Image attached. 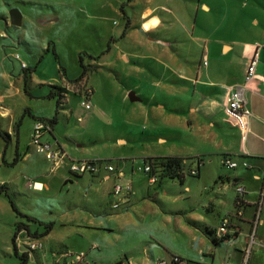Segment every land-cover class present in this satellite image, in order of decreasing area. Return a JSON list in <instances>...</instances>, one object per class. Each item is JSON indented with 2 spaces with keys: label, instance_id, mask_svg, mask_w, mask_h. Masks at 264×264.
Returning a JSON list of instances; mask_svg holds the SVG:
<instances>
[{
  "label": "crops",
  "instance_id": "crops-1",
  "mask_svg": "<svg viewBox=\"0 0 264 264\" xmlns=\"http://www.w3.org/2000/svg\"><path fill=\"white\" fill-rule=\"evenodd\" d=\"M98 1H107L101 10L110 7L117 14H121L123 5L130 23L126 25L123 20L122 38L141 40L146 50L141 60L129 52L131 49L116 52L114 61L125 64L127 81L134 83L120 85L119 91L123 102H131L128 125L136 132L129 139L138 150L133 154H116L114 161L87 154L83 142L74 140L72 146L62 140L54 132L58 120L52 128L48 126L42 131L40 142L49 144L59 156L64 155L60 163L54 165L32 143L31 137L21 145L14 122L24 109L35 117H51L36 114L31 106L23 107L22 103L25 105V98L48 99L49 90L36 96L24 91L35 68L31 69L23 61L15 47L19 45L17 41L6 36L10 22L4 11V15L0 14V184H8L10 189L13 184L17 187L14 193L27 199L56 187L58 191H72L82 197L79 203L73 202V198L66 200L68 206L61 211L59 220L44 221L22 211L40 221L53 222L46 235L36 238L41 247L31 251L32 254L29 252V262L43 264L40 261L43 258L48 264L46 258L57 257L68 264L72 260L67 256L71 245L84 253L79 264H95L98 254L93 256L81 250L82 247L70 244L72 240L84 239L89 250H108L105 255L108 264L121 258H125L126 264H155L157 259H165L168 264H264V193L261 194L264 187V0ZM134 15L139 18V24L135 23ZM22 22L21 15L20 25L14 27L19 29ZM145 23L149 24L148 28ZM111 37L115 43L116 36ZM254 55L255 71L245 91L252 114L241 129L236 119L226 113L225 106L234 87L244 82ZM97 60L92 61L98 65ZM61 77L60 86L67 89L63 116L70 118L75 98L84 107L80 101L86 88L90 89L87 100L91 108H84L90 111L94 90L87 83V77L77 83L67 72ZM130 92L136 100L129 99ZM18 99L22 100L20 104ZM33 124V119L27 124L30 134ZM65 133L70 137L69 132ZM118 142L126 145L123 138ZM13 143L11 157H18V161L9 166L7 152ZM150 157L181 158L185 169L182 181L162 177L150 182V175L138 169ZM98 159L109 160L107 163L114 170L106 171L104 167L93 172L69 170L71 161ZM225 159L245 160L251 167L229 168ZM7 167L15 169L12 177L10 173L1 176L2 169ZM189 168L197 175H187ZM116 184L130 185L131 191L110 200ZM239 184L245 188L241 203L235 192ZM93 191L95 195L91 197ZM0 200V214L8 213L9 217L11 213V224L23 220L15 215L6 197L0 195ZM47 202L53 206L54 199ZM114 203L118 206L113 207ZM256 211L259 222L247 255ZM226 216L231 222L229 236L214 244L206 231L215 235ZM31 224L35 226L34 231H42L38 224ZM67 225L79 228L66 231L57 228ZM87 228L108 231L116 242L111 245L107 237H91L85 233ZM5 231L7 240L0 243V251L10 255L14 228ZM29 231L34 232L30 227ZM29 238L24 230L18 233L15 243L19 251H28ZM173 257L179 261L174 263Z\"/></svg>",
  "mask_w": 264,
  "mask_h": 264
},
{
  "label": "rangeland",
  "instance_id": "rangeland-1",
  "mask_svg": "<svg viewBox=\"0 0 264 264\" xmlns=\"http://www.w3.org/2000/svg\"><path fill=\"white\" fill-rule=\"evenodd\" d=\"M106 2L98 0H0V14H3L2 12L4 11L9 20V12L11 10H19L23 16L22 28L17 29L11 24H7L6 36L17 41L19 45L15 47L19 50L18 53L22 56L23 61L31 69L35 68L31 73L32 80L27 84L28 92H31L34 96L41 92H48L50 84L60 85L62 83L60 81L62 77L59 67L66 70L69 78L76 79L79 77L82 72L78 61L80 53L88 52L94 56H100L97 60L99 66L96 65V62L83 56V65H89L91 68L87 72L86 77L87 83L94 90L92 93L94 99L93 108L90 111L86 110L79 105L75 98V105H72L73 113L70 114L68 120L61 113L64 109L59 110L58 123L54 132L64 141L66 140L70 143L74 140L83 142L89 155L98 154L104 159L114 161L113 158L116 154H133L138 150V146H132L133 141L129 139V135L136 132L131 125H128L131 102H123L119 91L120 85L122 87H125L124 84L133 86L134 83L127 81L125 64L122 61H114L116 52L117 50L128 51V49H131L132 51L129 52L134 53V56L141 60L142 54L146 50L141 40L132 39L131 37L122 38L121 35L124 29L122 15L112 11L113 9L110 7L101 10V6L106 5ZM110 5H113V1ZM102 15L106 17L102 18ZM134 19L135 23H140L137 16L134 15ZM144 26L148 28L149 24L145 23ZM112 35L116 36L115 43L112 42ZM54 49L57 54V60L52 51ZM18 63L20 64L19 61ZM55 77L58 79L56 80ZM132 77L130 79L133 81ZM42 83L45 84L42 85ZM80 88L82 89V87ZM135 90L140 92L139 89ZM21 102L22 100L18 99V104ZM24 104L22 103L21 106H31L33 110H36V114L39 115L43 114L52 117L55 112L54 100L25 98ZM67 115L69 116V113ZM31 122L32 119L28 115H24L21 119V125L18 129L22 146L31 137L30 127L27 126ZM65 132H69L70 137L64 135L66 134ZM6 138L9 137L6 136ZM119 138L126 140L125 146H121L122 144L118 142ZM14 143L9 146L7 152L9 162L13 159L11 155H13ZM71 145L73 146V143ZM2 170L1 176H5V173H10L12 177L15 173L13 167H7ZM11 185L13 186H10L12 199L20 210L44 221L59 220L61 211L68 206L66 200L69 201L73 198V202L79 203V200L82 199V197L80 198L72 191L69 193L66 190L58 191L59 187L52 189L53 191L48 193L37 192L38 194H35L34 199H31L32 196L27 199L14 193L17 187L13 184ZM94 195L93 191L91 197ZM50 198L54 199L53 206L47 202V199ZM114 198L116 196L112 194L110 200H115ZM3 201L7 204V201ZM5 210L8 212L6 208ZM9 217H11V213ZM9 217L8 213L0 214V243L3 240H7L5 230L7 228L13 230L14 228V224H11ZM29 227L32 231L35 230L33 224ZM37 227L40 230L42 229L39 226ZM57 228L61 231H66L78 229L79 227L67 225L65 227L57 226ZM85 233L91 237H107V240L111 241V245L116 242L108 231L99 232L95 228H87ZM70 244H74L76 248L82 247L81 250L88 254L92 253L93 256L98 254V256L95 255L97 256L95 259L93 256L90 257L94 259L95 264H108L105 257L107 249H102L101 251L89 250V244L84 239L80 241L72 240ZM9 245L11 246V244ZM69 249V253H79L78 249H73L71 245H69ZM30 254L32 253L30 252ZM46 260L48 264H64L63 258L48 257ZM40 261L46 264L43 258ZM0 264H19V261L13 255L12 250L10 255L0 251Z\"/></svg>",
  "mask_w": 264,
  "mask_h": 264
},
{
  "label": "built area",
  "instance_id": "built-area-1",
  "mask_svg": "<svg viewBox=\"0 0 264 264\" xmlns=\"http://www.w3.org/2000/svg\"><path fill=\"white\" fill-rule=\"evenodd\" d=\"M18 57V56H17ZM255 55L252 58V61L247 67L245 76H244V82L242 84H239L234 87V90L232 94L228 97L225 110L226 113L229 114L231 117L236 119L238 125L240 126L241 129H244L245 126L247 125L248 119L250 118L252 112L250 108L247 106V101H246V96H245V91L247 89V84L251 80V78L254 75L255 71V65L254 61ZM204 64L206 62L204 61ZM23 67H25V64H22ZM90 93V89L86 88L85 93L83 98L81 99L80 103L86 108L90 109L91 108V103L90 101L87 100V96ZM47 125H44L40 121H34L33 127H32V133H31V141L33 144H35L39 150L44 151L46 157L49 160H52L54 165L60 163V161L64 158V155L59 156L58 152L51 150L49 144H42L40 142V136L41 133L44 129H47ZM224 163L229 167V168H236L238 166H242L245 168L251 167L250 163L247 161L243 160L241 162L239 161H234L232 159H225ZM101 167H104L106 171H113L114 166L112 164L107 163L104 160H91V161H71L69 164V170L73 173H81V172H93L95 170H100ZM139 170H143L144 172L148 173L150 175L149 180L150 182H155L157 180L156 174L151 172V166L148 163H145L143 166L138 167ZM131 191V186L130 185H125L122 186L120 184H116L113 186V194L114 195H120L122 193H128ZM235 192L237 194L238 202H240V198L243 197L245 193V188L243 185H236L235 186ZM264 193V187L262 188L261 194L263 195ZM241 203V202H240ZM118 204L114 203L113 207H117ZM259 222V214L256 211L254 219H253V230L250 234V243L248 248L246 249V254L248 255L249 252V247L250 245L254 242L255 238V228L258 225ZM231 225L230 218L228 216L224 217L221 220V224L219 225L217 231H216V238H223L226 234H228V229ZM41 244L36 238H29V240L26 242V248L27 250H35L37 248H40ZM67 256H71V261L68 264H79V262L83 259L84 253L79 252V253H70ZM172 261L174 263L178 262L179 259L178 257H173ZM155 264H168V261L165 259H157Z\"/></svg>",
  "mask_w": 264,
  "mask_h": 264
},
{
  "label": "trees",
  "instance_id": "trees-1",
  "mask_svg": "<svg viewBox=\"0 0 264 264\" xmlns=\"http://www.w3.org/2000/svg\"><path fill=\"white\" fill-rule=\"evenodd\" d=\"M120 12L122 15V19L125 21V24L128 25L130 23V18L125 13L123 5L120 6ZM52 51H53L54 57L57 59V54L55 53L54 50H52ZM83 56H86L90 60H96V59L100 58V56H94V55L87 53V52L80 53L78 55V61H79V64L82 68V72H81L80 76L74 80L75 82L81 81L86 76L87 72L91 70L89 65L88 66L83 65ZM60 72H61L62 76H66V72L62 67H60ZM26 77H27V75L24 78H26ZM24 91L26 93H28L27 87L25 85H24ZM66 93H67V89L63 86L54 85V84L49 85V92H48L46 97L48 99L55 101L54 115L50 118L35 117L26 108V109H24L23 114L21 116H19L17 118V120L14 122L15 129L17 130L19 128V126L21 125V119H22L23 115H28L29 117H31L33 119V121H40L44 125H47L50 128H52L58 120V114L60 112L59 110L65 109L67 107L66 101H65ZM17 161H18V157H14L11 162H6V163L9 166H13L17 163ZM104 161L108 162L109 160H104ZM144 162L148 163L151 166V172L154 174H157L158 180H160L162 177H168L171 179H177L178 181L181 182L182 179L184 178L183 171L185 169H184L181 158H176V157H150V158L145 159ZM186 173L189 176H196L197 175V172L196 171L194 172L193 169H191V168L187 169ZM11 191L12 190L9 188L8 184H0V195H4L8 199V201L11 205V208L14 211L15 215L18 218L26 221V222H24L23 220L17 221L14 224V232L12 235L13 255L19 261V264H31L29 262V259H30L29 252H31L33 250L24 251V252H21L18 250L16 243H15V241L18 237V233L21 230H24V231H26L28 237L38 239V238L46 235L52 229L53 222H43V221H40L33 216H30L28 214L23 213L18 208V206L16 205L14 200L12 199V196H11L12 192ZM29 223L38 224V226H40L42 228V231L40 233L38 231H34L31 233L29 231ZM206 233L211 238V240L214 244H218L219 242H221L222 240H224L225 238H227L229 236L228 234H226L223 238L217 239L212 232L206 231ZM124 262H125V258H121V259L117 260L116 262H114L113 264H126Z\"/></svg>",
  "mask_w": 264,
  "mask_h": 264
},
{
  "label": "water",
  "instance_id": "water-1",
  "mask_svg": "<svg viewBox=\"0 0 264 264\" xmlns=\"http://www.w3.org/2000/svg\"><path fill=\"white\" fill-rule=\"evenodd\" d=\"M9 22L12 26H18L21 23V13L19 10H11L8 14ZM128 97L131 101H134L137 99V97L134 96L133 92H130L128 94Z\"/></svg>",
  "mask_w": 264,
  "mask_h": 264
}]
</instances>
